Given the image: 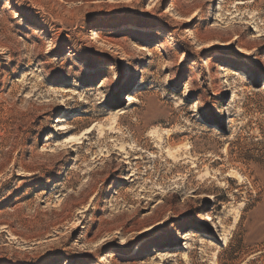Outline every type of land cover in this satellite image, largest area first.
I'll return each mask as SVG.
<instances>
[{
	"label": "rangeland",
	"instance_id": "obj_1",
	"mask_svg": "<svg viewBox=\"0 0 264 264\" xmlns=\"http://www.w3.org/2000/svg\"><path fill=\"white\" fill-rule=\"evenodd\" d=\"M10 1L0 264H264V0Z\"/></svg>",
	"mask_w": 264,
	"mask_h": 264
},
{
	"label": "bare ground",
	"instance_id": "obj_2",
	"mask_svg": "<svg viewBox=\"0 0 264 264\" xmlns=\"http://www.w3.org/2000/svg\"><path fill=\"white\" fill-rule=\"evenodd\" d=\"M11 1L10 0H5V5H4V7L6 8V9H9V8H11ZM130 101L132 100H135V97H133V96H130ZM61 129V128H60ZM209 221L210 220H213L211 217H209V219H208Z\"/></svg>",
	"mask_w": 264,
	"mask_h": 264
}]
</instances>
